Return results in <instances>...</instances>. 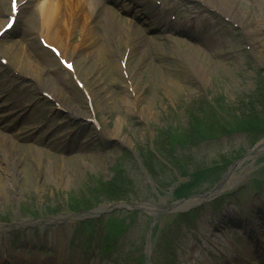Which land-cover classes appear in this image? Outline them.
<instances>
[{"label": "rangeland", "instance_id": "obj_1", "mask_svg": "<svg viewBox=\"0 0 264 264\" xmlns=\"http://www.w3.org/2000/svg\"><path fill=\"white\" fill-rule=\"evenodd\" d=\"M228 2L227 13L246 15L257 27L264 23V0ZM182 4L189 7L179 12L182 18L194 22L188 33L199 38L185 44L190 45L186 50L166 37L153 40L159 33L123 31L124 38L130 34L135 40L129 83L111 51H74L77 76L93 98L91 106L48 50L32 38H19L23 49L17 50L16 62L33 56L41 62L37 67L47 84L44 88L27 75L30 94L40 88L53 100L37 103L21 126L0 128V262L146 264L147 250L153 264H248L246 259H256L249 224L232 226L227 217H252L264 240V220L254 215L264 207V144L257 152L264 142V49L257 48V54L238 21L230 20L240 28L208 13L197 0ZM30 23L38 26L35 18ZM78 36L76 28L74 41ZM258 37L264 39V33ZM109 48L123 50L115 42ZM48 83L55 85V93ZM128 86L134 92L132 111L122 103ZM29 92L21 90L16 100L28 103ZM251 97L260 102L257 111H249ZM91 111L102 135L96 123L82 128L74 120ZM151 144L178 174L157 159ZM133 147L147 148L142 155L157 186L146 181L127 154ZM7 155L20 160L17 172ZM115 164L123 169L120 177L113 176ZM212 189L213 196L202 204L182 207L181 202ZM99 200L107 202L94 206ZM110 200L117 206L113 211L87 215L109 206ZM82 206L87 211L79 212ZM166 210L171 213L164 214ZM212 221L219 222L216 229ZM11 223L17 226L9 231Z\"/></svg>", "mask_w": 264, "mask_h": 264}, {"label": "bare ground", "instance_id": "obj_2", "mask_svg": "<svg viewBox=\"0 0 264 264\" xmlns=\"http://www.w3.org/2000/svg\"><path fill=\"white\" fill-rule=\"evenodd\" d=\"M21 7V10L28 9L30 4L33 3L34 0H19ZM36 2V16L37 19L39 20L40 26L45 32L43 35L47 38V40L51 43L54 42L55 46L60 50L61 54L64 56L66 55L67 48L69 47L65 43V36L67 35V32L71 33V36H73V31L78 28L80 34L82 33L85 38L79 39V43L81 41V44L83 46H89L90 44H96L94 51L98 53V51H111L110 54L113 55V51L111 48H109V42L111 40V36H114L116 44L119 45V43L122 44V52L119 53L117 52V56L120 61L124 60L122 58L123 54H126L128 58L134 52V47L135 42L131 41L130 39L124 38L122 35L123 30L118 29L116 32H113L110 30V27L114 23H123L127 25L128 27H133L134 22L129 19H122L120 14L116 11H110L107 9L106 3L109 2V0H35ZM115 3L118 1L122 0H113ZM128 1H133L134 4L139 6V10L145 11L144 7L140 5V3L137 2V0H128ZM143 0H139V2H142ZM201 1L202 3H205L206 5L210 6L214 11H220L223 14H225L226 17L229 19L233 18L234 20L239 22V25L243 27V29L246 32V36L249 38L250 36V42L252 44V48L258 52V49H264V39L258 37L259 34H263V29H264V23L260 27H257L256 24H252L251 20L246 17V15H241L239 17L235 16L234 14L227 13L225 11V6L229 4L228 0H198ZM130 5L127 4H122L120 6L121 10H125L127 7ZM97 8H102L106 12L109 13V17L111 19V23L103 27V22L97 17ZM221 8V9H220ZM139 10H136L134 12V15L137 16H142L143 12H140ZM149 12L152 10L148 7ZM153 13V12H151ZM152 17L154 18L153 20L155 23L150 24L149 22L145 23V27H140L138 26L139 30L141 32H144L146 29H149L150 27H158L159 29H162L164 26H166L169 21V15L164 14V15H158V14H153ZM249 24H252L251 26ZM21 25H17V29H19ZM27 30V29H26ZM25 30V31H26ZM9 33H5L3 35L4 37L8 36ZM98 37L104 38V42H99L97 41ZM3 39V38H2ZM134 40V39H133ZM2 41V40H1ZM17 41H11L9 44L6 41H3L2 44H0V52L4 53L7 59H11V61L17 66L18 71L22 74H27L30 75L33 79H38L39 83L46 88L47 84L44 81L43 78V73L39 67H37L41 62L33 60V58L26 57L23 58L21 57V63L16 62L18 58L15 56V50H13L14 45H16ZM114 40H112L111 43H113ZM19 46V45H18ZM74 48V47H73ZM189 48V47H187ZM258 48V49H257ZM186 50V49H184ZM94 52V54H95ZM88 53V52H87ZM89 54V53H88ZM87 54V55H88ZM116 55V54H115ZM84 58L83 56H80ZM127 57H125V60ZM193 60V59H192ZM194 61V60H193ZM108 66L110 69H112V65L110 62H107ZM34 65L36 68H34ZM116 67V64L114 65ZM119 67V66H118ZM193 70L195 69V61L194 65L191 67ZM196 73L197 70H195ZM199 75V74H198ZM201 77V75L199 76ZM50 86V92L55 93V85L53 83H48ZM86 92L89 93L88 89ZM87 93V97L89 98V95ZM133 90L132 89H126L124 94L122 95V103L126 105V107L133 110L132 108L135 109L133 100H131V96L133 95ZM91 95V93H90ZM92 99L90 96V102L92 103ZM71 111V109H69ZM80 115L76 113V116ZM115 133V132H114ZM262 145L259 144V147L257 149V152L261 151L259 150L261 146H263L264 142H261ZM6 160L8 161L9 166L14 167L15 172H17V166L19 164V159L15 155H7ZM225 179V177H224ZM218 191L217 189H215ZM213 191H210L208 194H211ZM204 198L198 197L194 198L190 201L181 203L182 207L186 208L188 206H193L197 204L198 202H201V200ZM156 206H153V208ZM8 228V227H7ZM259 232V230H257ZM263 240V239H262Z\"/></svg>", "mask_w": 264, "mask_h": 264}, {"label": "trees", "instance_id": "obj_3", "mask_svg": "<svg viewBox=\"0 0 264 264\" xmlns=\"http://www.w3.org/2000/svg\"><path fill=\"white\" fill-rule=\"evenodd\" d=\"M121 173H122V172H121L119 169H117V174H116V175L114 174V176H116V177H120V176H121ZM109 190H110V189H109Z\"/></svg>", "mask_w": 264, "mask_h": 264}, {"label": "snow or ice", "instance_id": "obj_4", "mask_svg": "<svg viewBox=\"0 0 264 264\" xmlns=\"http://www.w3.org/2000/svg\"><path fill=\"white\" fill-rule=\"evenodd\" d=\"M13 8H14V10H15V0H13ZM11 25H9V27H10Z\"/></svg>", "mask_w": 264, "mask_h": 264}]
</instances>
